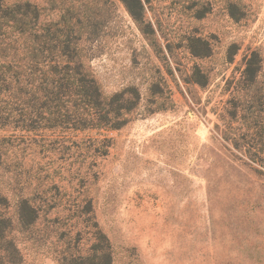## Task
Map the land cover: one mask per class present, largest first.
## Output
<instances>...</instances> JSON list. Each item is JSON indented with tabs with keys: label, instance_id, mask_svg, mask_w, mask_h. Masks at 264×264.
I'll list each match as a JSON object with an SVG mask.
<instances>
[{
	"label": "rangeland",
	"instance_id": "374dc122",
	"mask_svg": "<svg viewBox=\"0 0 264 264\" xmlns=\"http://www.w3.org/2000/svg\"><path fill=\"white\" fill-rule=\"evenodd\" d=\"M32 1L47 20L80 18V57L107 97L134 87L140 99L121 129L43 133L80 147L12 148L1 190L22 264H62L57 235L72 225L90 244V205L112 264H264V175L226 139L224 120L264 100V0H244L239 20L225 0H142L143 24L121 0ZM254 54L261 71L243 88ZM105 138L110 145L95 150ZM20 194H38L43 206L29 230L18 224ZM57 216L54 243L47 227Z\"/></svg>",
	"mask_w": 264,
	"mask_h": 264
},
{
	"label": "trees",
	"instance_id": "16d2710c",
	"mask_svg": "<svg viewBox=\"0 0 264 264\" xmlns=\"http://www.w3.org/2000/svg\"><path fill=\"white\" fill-rule=\"evenodd\" d=\"M121 1L132 17L143 24V1ZM225 3L234 19L242 18L238 10L246 7L244 0H225ZM72 18L76 19L75 24H71ZM79 22L80 18L73 11L47 20L45 8L38 2L0 0V131L11 128L12 132L23 133L20 137L14 132L0 137V264L23 262L21 250L12 237L11 200L1 190V171L8 170L14 161L12 148L27 145L43 152L56 146L61 150L80 147L81 142L77 140L46 138L43 133L121 129L129 122L127 115L140 99L134 87L110 97L104 94L98 80L80 57L78 43L82 32ZM254 55L246 61L243 80L240 81L243 88L253 86L260 74V59ZM251 107L254 111L248 117L224 119L225 137L256 165V172L264 175V100L253 101ZM237 115L236 111L230 114L231 118ZM109 140L103 139L95 150L110 145ZM82 144L91 147V139ZM37 195H19L17 216L22 229L29 230L41 221L43 206ZM88 208L83 213L88 214L85 223L91 243L82 229H76L74 225L68 232L62 230L57 235L58 241L65 243L60 259L62 264L113 263L111 241L92 215V206ZM61 223L58 216L48 223L54 243L56 224ZM48 239H51L50 235L40 237L44 243Z\"/></svg>",
	"mask_w": 264,
	"mask_h": 264
}]
</instances>
